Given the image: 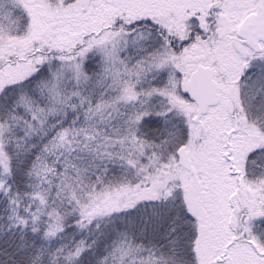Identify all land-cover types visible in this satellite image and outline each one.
<instances>
[{"label":"snow or ice","instance_id":"1","mask_svg":"<svg viewBox=\"0 0 264 264\" xmlns=\"http://www.w3.org/2000/svg\"><path fill=\"white\" fill-rule=\"evenodd\" d=\"M0 264H264V0H0Z\"/></svg>","mask_w":264,"mask_h":264}]
</instances>
